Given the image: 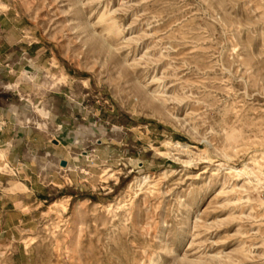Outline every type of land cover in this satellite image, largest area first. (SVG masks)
Masks as SVG:
<instances>
[{
  "label": "rangeland",
  "instance_id": "374dc122",
  "mask_svg": "<svg viewBox=\"0 0 264 264\" xmlns=\"http://www.w3.org/2000/svg\"><path fill=\"white\" fill-rule=\"evenodd\" d=\"M0 264H264V0H0Z\"/></svg>",
  "mask_w": 264,
  "mask_h": 264
},
{
  "label": "crops",
  "instance_id": "0c3cea01",
  "mask_svg": "<svg viewBox=\"0 0 264 264\" xmlns=\"http://www.w3.org/2000/svg\"><path fill=\"white\" fill-rule=\"evenodd\" d=\"M11 149H12V148L9 149V151H8L9 153H10V151H12ZM29 189H30V191H31L32 193H35V194H38V193H39L37 190H34V189H33V186H32L31 183L29 184Z\"/></svg>",
  "mask_w": 264,
  "mask_h": 264
},
{
  "label": "water",
  "instance_id": "95a60500",
  "mask_svg": "<svg viewBox=\"0 0 264 264\" xmlns=\"http://www.w3.org/2000/svg\"><path fill=\"white\" fill-rule=\"evenodd\" d=\"M59 166H61V167H65V166H66V162H65L64 160H61V161L59 162Z\"/></svg>",
  "mask_w": 264,
  "mask_h": 264
},
{
  "label": "bare ground",
  "instance_id": "6f19581e",
  "mask_svg": "<svg viewBox=\"0 0 264 264\" xmlns=\"http://www.w3.org/2000/svg\"><path fill=\"white\" fill-rule=\"evenodd\" d=\"M131 189V184L128 186V190H130ZM133 189V188H132ZM159 263V262H158Z\"/></svg>",
  "mask_w": 264,
  "mask_h": 264
}]
</instances>
